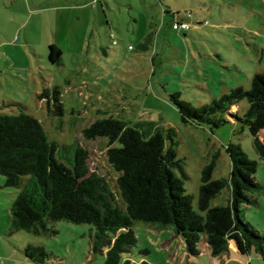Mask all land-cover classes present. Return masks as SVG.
Segmentation results:
<instances>
[{
    "label": "rangeland",
    "instance_id": "obj_1",
    "mask_svg": "<svg viewBox=\"0 0 264 264\" xmlns=\"http://www.w3.org/2000/svg\"><path fill=\"white\" fill-rule=\"evenodd\" d=\"M29 1V8L36 6ZM43 20L29 25L36 50L24 41L29 61L18 72L0 74V111L20 109L41 122L48 140L77 143L87 150L88 174L105 177L116 201L122 205L116 172L108 163L104 137L87 139L82 129L98 118L114 116L129 124L152 121L163 130L172 128L177 157L184 163L185 192L197 207L201 169L213 155V179L227 178L230 158L227 144H238L256 161L255 180L261 188L252 194L256 203L242 206L241 215L264 236V158L256 152L245 123L223 115L227 121L210 130L206 124H184L169 94L193 107L211 103L236 85L249 88L256 72H264V0H39ZM191 12L190 28L177 31L171 17ZM16 12V13H15ZM17 12L2 8V15ZM5 40H10L8 37ZM61 49L60 63L47 57L48 45ZM49 43V44H48ZM35 48V47H34ZM58 86L63 114L55 115L44 87ZM244 98L237 104L239 116L246 111ZM220 116V114H219ZM264 139V128L259 132ZM118 145V143H114ZM18 189L6 187L0 175V264H102L104 252L93 250L94 227L65 220L48 222V232L35 234L10 228V206ZM229 197L224 187L211 205H224ZM134 260L152 264H264L263 254L248 255L230 250L212 255L200 242L199 254L189 255L184 241L171 226L158 228L136 220ZM42 247V261L25 255L26 247ZM142 249H147L143 253ZM38 255H35L37 258Z\"/></svg>",
    "mask_w": 264,
    "mask_h": 264
},
{
    "label": "trees",
    "instance_id": "obj_2",
    "mask_svg": "<svg viewBox=\"0 0 264 264\" xmlns=\"http://www.w3.org/2000/svg\"><path fill=\"white\" fill-rule=\"evenodd\" d=\"M190 15L189 11L183 18L173 15L171 27L173 21L189 24ZM61 53L55 43L48 45L47 57L52 63H60ZM169 97L184 124H206L213 131L211 127L227 121L225 114L245 123L256 152L264 158V139L259 138L264 128V72L252 76L249 88L234 86L200 107L181 100L178 92H171ZM37 98L46 99L55 115L63 114L58 86L44 87ZM244 98L248 107L239 116L231 107ZM82 134L87 139L106 138L107 161L118 172L122 205L105 177L88 174L86 149L77 143L59 146L48 140L38 118L23 109L14 114L0 111V175L6 187L18 189L10 206L11 229L39 234L49 231L51 221L89 223L94 227L93 250L104 252L102 264H152L131 256L136 220L158 228L171 226L192 256L199 254L200 242L212 255L228 253L232 240L240 254L248 255L254 248L264 257V236L241 215L243 205L256 203L252 194L261 188L254 177L256 161L249 159L238 144L226 145L230 158L227 178H212L216 155L202 167L197 212L192 196L185 192L187 174L183 160L177 157L172 128L163 130L152 121L129 124L107 116L95 119ZM224 187L229 190L226 204L211 205ZM24 253L35 261H42L46 255L39 246H28Z\"/></svg>",
    "mask_w": 264,
    "mask_h": 264
},
{
    "label": "crops",
    "instance_id": "obj_3",
    "mask_svg": "<svg viewBox=\"0 0 264 264\" xmlns=\"http://www.w3.org/2000/svg\"><path fill=\"white\" fill-rule=\"evenodd\" d=\"M29 1L33 3L32 0H0V74L10 73L13 76H18V71L29 61L25 44L19 37V30H23L24 41L28 44L29 50H36L28 30L30 24L34 25L35 19L43 20L44 9L41 5L44 1H36V6L31 9ZM11 7H15L17 12H21V15L18 17L16 12L10 16L2 15V8L9 11ZM7 37L10 40H5ZM236 108L237 105H233L231 111ZM229 249L240 253L232 240L229 243Z\"/></svg>",
    "mask_w": 264,
    "mask_h": 264
},
{
    "label": "built area",
    "instance_id": "obj_4",
    "mask_svg": "<svg viewBox=\"0 0 264 264\" xmlns=\"http://www.w3.org/2000/svg\"><path fill=\"white\" fill-rule=\"evenodd\" d=\"M172 28L177 31L189 29V24L184 21H173Z\"/></svg>",
    "mask_w": 264,
    "mask_h": 264
},
{
    "label": "water",
    "instance_id": "obj_5",
    "mask_svg": "<svg viewBox=\"0 0 264 264\" xmlns=\"http://www.w3.org/2000/svg\"><path fill=\"white\" fill-rule=\"evenodd\" d=\"M234 244H235V246H236V248H237V250H238V247H237V244H236V242H234ZM239 251V250H238Z\"/></svg>",
    "mask_w": 264,
    "mask_h": 264
}]
</instances>
